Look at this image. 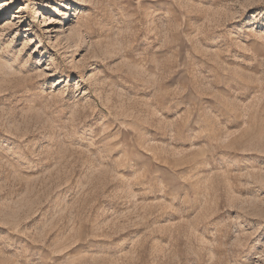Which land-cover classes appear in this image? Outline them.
Segmentation results:
<instances>
[{"label": "rangeland", "instance_id": "rangeland-1", "mask_svg": "<svg viewBox=\"0 0 264 264\" xmlns=\"http://www.w3.org/2000/svg\"><path fill=\"white\" fill-rule=\"evenodd\" d=\"M0 264H264V0H0Z\"/></svg>", "mask_w": 264, "mask_h": 264}, {"label": "bare ground", "instance_id": "bare-ground-1", "mask_svg": "<svg viewBox=\"0 0 264 264\" xmlns=\"http://www.w3.org/2000/svg\"><path fill=\"white\" fill-rule=\"evenodd\" d=\"M67 20L71 21V18H68V16L66 17Z\"/></svg>", "mask_w": 264, "mask_h": 264}]
</instances>
